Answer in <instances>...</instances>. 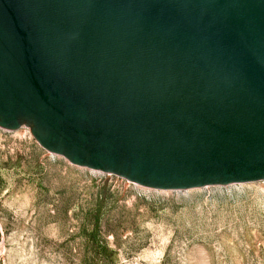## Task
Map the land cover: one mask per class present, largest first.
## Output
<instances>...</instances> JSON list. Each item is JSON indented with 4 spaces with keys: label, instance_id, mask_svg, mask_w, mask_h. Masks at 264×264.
Masks as SVG:
<instances>
[{
    "label": "water",
    "instance_id": "obj_1",
    "mask_svg": "<svg viewBox=\"0 0 264 264\" xmlns=\"http://www.w3.org/2000/svg\"><path fill=\"white\" fill-rule=\"evenodd\" d=\"M154 190L264 180V0H0V128Z\"/></svg>",
    "mask_w": 264,
    "mask_h": 264
},
{
    "label": "rangeland",
    "instance_id": "obj_2",
    "mask_svg": "<svg viewBox=\"0 0 264 264\" xmlns=\"http://www.w3.org/2000/svg\"><path fill=\"white\" fill-rule=\"evenodd\" d=\"M0 264H264V180L154 190L0 128Z\"/></svg>",
    "mask_w": 264,
    "mask_h": 264
}]
</instances>
